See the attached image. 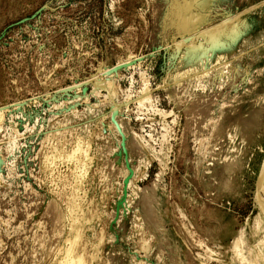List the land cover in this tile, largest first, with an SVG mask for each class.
Wrapping results in <instances>:
<instances>
[{"label":"rangeland","instance_id":"obj_1","mask_svg":"<svg viewBox=\"0 0 264 264\" xmlns=\"http://www.w3.org/2000/svg\"><path fill=\"white\" fill-rule=\"evenodd\" d=\"M263 173L264 0H0V264H264Z\"/></svg>","mask_w":264,"mask_h":264},{"label":"bare ground","instance_id":"obj_2","mask_svg":"<svg viewBox=\"0 0 264 264\" xmlns=\"http://www.w3.org/2000/svg\"><path fill=\"white\" fill-rule=\"evenodd\" d=\"M183 20V19H182ZM197 22V21H196ZM185 24H186V22H185ZM192 24V23H191ZM190 24V25H191ZM182 25V24H181ZM188 25V24H187ZM186 25V26H187ZM185 26V27H186ZM198 26V25H197ZM181 27V26H180ZM189 26H187L186 28H188ZM194 27H196V26H193V28ZM189 29H190V27H189ZM181 30V29H180ZM193 30V29H192ZM184 31V30H183ZM76 151V150H75ZM84 152V151H83ZM81 153V152H80ZM72 156V155H71ZM84 157V156H83ZM86 157V156H85ZM85 160H86V158H85ZM264 174V173H263ZM262 178V177H261ZM260 183H261V185H262V187H261V194H260V197L263 199L262 201L264 202V194H263V192H264V177H263V179H261V181H260ZM263 205H264V203H263ZM262 209L264 210V206H262ZM74 229V228H73ZM72 229V230H73ZM76 229H78V228H76ZM78 231V230H77ZM77 231H75V232H77ZM80 232H78V234H79ZM77 234V235H78ZM73 235H75L74 237H76L75 239H71L72 241H74L73 243H71V241H70V244H69V242L65 239V241L67 242V244H69L70 246H68L66 249L67 250H65V255H64V257L62 258V260H61V262L60 263H58V264H83V262H82V257L81 256H75L74 255V250H73V248L75 247L74 246V243H75V241L77 242V240H79V236H77L76 235V233H74ZM78 237V238H77ZM72 238V237H71ZM70 239V238H69ZM77 239V240H76ZM66 242H64L65 244H66ZM79 242V241H78ZM76 244H78V243H76ZM78 246V245H77ZM66 247V246H65ZM64 248V247H63ZM77 247H75L74 249H76ZM76 254H77V252H76ZM61 259V258H60ZM88 259H86V261H87ZM60 261V260H59ZM88 262V261H87Z\"/></svg>","mask_w":264,"mask_h":264},{"label":"water","instance_id":"obj_3","mask_svg":"<svg viewBox=\"0 0 264 264\" xmlns=\"http://www.w3.org/2000/svg\"><path fill=\"white\" fill-rule=\"evenodd\" d=\"M178 83H179V81H173L170 85L175 86V85H177ZM170 85H167L165 88L169 87ZM165 88L163 87V88H161V89H165ZM127 105H128V103L120 104V105H119V108L125 107V106H127ZM121 147H122V149H123V152L125 153V145H124V139H123V138H122ZM126 167L128 168V165H126ZM128 171H129L130 176H131V173H132L131 169L128 168ZM130 176H128V177L125 179V181H124V186H125V188L127 187V184H128V181H129V177H130Z\"/></svg>","mask_w":264,"mask_h":264}]
</instances>
